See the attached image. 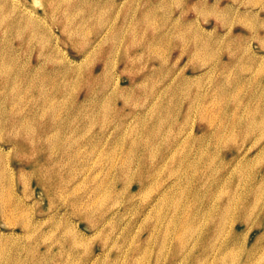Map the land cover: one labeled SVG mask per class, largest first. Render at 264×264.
Segmentation results:
<instances>
[{"label": "rangeland", "instance_id": "374dc122", "mask_svg": "<svg viewBox=\"0 0 264 264\" xmlns=\"http://www.w3.org/2000/svg\"><path fill=\"white\" fill-rule=\"evenodd\" d=\"M262 163L264 0H0V264H171L182 233L189 264L211 231L193 193L219 177L215 208ZM260 213L213 244L258 249Z\"/></svg>", "mask_w": 264, "mask_h": 264}, {"label": "bare ground", "instance_id": "6f19581e", "mask_svg": "<svg viewBox=\"0 0 264 264\" xmlns=\"http://www.w3.org/2000/svg\"><path fill=\"white\" fill-rule=\"evenodd\" d=\"M241 124L244 125L243 129L249 132L251 130H258V128H260L262 125V121L257 122L256 119L253 120L252 116H247L242 119ZM133 130L135 129H132L131 136H134L135 134ZM248 132L245 134L247 135ZM220 135V132L217 131L215 134V139L220 138ZM134 139L136 138H133V140ZM139 142L141 145L140 140ZM138 144L135 143L136 146H138ZM142 145H144V141H142ZM154 145V142L152 143L150 141L145 144L146 155L148 153L153 154L155 152ZM203 155L204 154H201L198 160H193L189 165H185L184 161H180L177 167L173 166L170 168L169 173L173 175H181L185 179L186 177L183 174L185 172V167L187 166L188 169V167L197 166L198 163L201 162V158L203 157ZM215 156H217V152L211 151V153L207 155V157H205V168H207V171L209 170L210 172H212L214 169H216L215 162L213 161V158ZM160 158L162 160V163H164L166 160V156L162 155ZM125 162V166L128 167L130 162ZM246 164L249 165L248 163ZM261 165H263L264 167V163H262ZM182 166L183 171H181ZM242 166L243 165L241 164L238 165V167H236L234 171L238 179H243L245 177V169ZM176 168L178 169L175 170ZM155 170L156 169L154 168L153 171L150 172L151 174L149 176H152V173H154ZM220 183L221 181L219 180V177L213 178L211 182V191L208 194H203L201 198L197 197L198 195L195 194V192L193 193V196L196 197L203 206L204 212L203 214H201V216L203 215L204 219L210 221L211 231H219L225 228V225L230 219V217L232 220V224L235 223L234 221H236V218H238L237 220L240 219L246 222L247 220L252 218V214L257 209H259L261 210V213L259 214L257 221H254V224H256L255 228L261 227L263 228L262 232H264V170L254 171L251 177L248 178V183L250 187L247 191H244V193H242L241 195H238L237 192L225 193L221 197L223 198L222 203L215 205V208H213V205L209 207L208 203L210 202V199L213 198L212 192H214V195L216 197L217 191L220 187ZM262 184L263 188H261ZM7 214L10 218H12L15 212L13 209H10ZM214 219L216 221L215 225L212 227L213 222L211 221H214ZM182 228H184L185 230V227L182 226ZM210 232L204 233L202 236L197 237V242H195L189 252V254L191 253V255L190 257H187L189 260V264H208L209 260H212V262H214L213 264H264V259L261 260L258 256L264 246V243L262 241L259 246H257L258 249L252 250L248 247L249 245L246 239V233L243 232L241 235H237L236 232L233 230L224 240L223 245L221 244V246H216L215 244H213ZM186 246L187 237L184 233H182L180 236H178L177 241L172 247V254L170 259L171 264H176L178 262V260L180 259L178 257L182 256Z\"/></svg>", "mask_w": 264, "mask_h": 264}]
</instances>
